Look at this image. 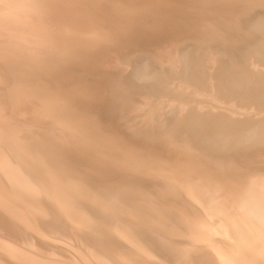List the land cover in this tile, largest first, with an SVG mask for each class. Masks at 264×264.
<instances>
[{
    "label": "bare ground",
    "instance_id": "bare-ground-1",
    "mask_svg": "<svg viewBox=\"0 0 264 264\" xmlns=\"http://www.w3.org/2000/svg\"><path fill=\"white\" fill-rule=\"evenodd\" d=\"M255 63L264 0H0V264H264V117L149 103Z\"/></svg>",
    "mask_w": 264,
    "mask_h": 264
},
{
    "label": "rangeland",
    "instance_id": "rangeland-1",
    "mask_svg": "<svg viewBox=\"0 0 264 264\" xmlns=\"http://www.w3.org/2000/svg\"><path fill=\"white\" fill-rule=\"evenodd\" d=\"M256 65H257V67H259V68H257L256 67ZM255 67L259 70V69H264V66L263 65H259L258 66V64H256L255 63V65L253 66V68L255 69ZM261 67V68H260ZM257 69H255V70H257ZM257 70V71H258ZM180 84H183V79H176V80H171V101L169 100V97H170V95L167 93V94H165V98L164 99H162V100H159V99H156V97H150V102L149 103H153V100H156V101H167L168 102V100H169V102L167 103H165V110L163 109L164 107H162V106H164V105H162L161 107H158L157 106V104H155L156 106H154L153 107V113L154 114H156V115H159V114H161V113H165L166 112V110L168 111V110H174L175 108H178L179 106H180V104H177V103H182L183 101H190V103H191V107H197V106H199L198 108H197V111H201L202 113H206V112H208L209 110H212V111H214V112H217V114H223L224 112L226 113H229V114H231V115H233L235 118H241V119H245V118H248L249 116H250V118H260V119H263L262 117H264V113H260V111L261 110H259L260 108H259V106H253V105H250L249 103H248V101L250 100V98H249V96H245V100H246V102L244 103V105H243V109L241 108V106L239 107L238 105L236 106V102L235 101H233V102H231V103H233L232 104V106L230 105L231 103H230V101L231 100H224V99H220V101H219V98H217L215 95H214V91L212 90V89H207V88H205L204 86H202V87H200L199 88V86H197V84L195 85V91L198 93V95H196V96H189V97H187V98H181V97H178V96H176V94L174 93V89L175 88H177V86H179ZM184 84H186L185 82H184ZM188 85L191 87L192 85H191V83L188 81ZM189 88V87H188ZM165 91V90H164ZM150 93V92H149ZM146 96V94L144 95V97ZM214 98H215V100H214ZM214 100V101H213ZM218 100V101H217ZM226 101H227V103H226ZM228 101H229V103H228ZM211 102H213L212 104H211ZM217 102V104H214V103H216ZM151 103V104H152ZM189 103V104H190ZM194 105H193V104ZM203 103V104H202ZM205 103V104H204ZM207 103V104H206ZM225 103V104H224ZM167 104H171L172 106L173 105H175L176 104V106H174V109H173V107L172 106H169V105H167ZM234 104H235V106H234ZM238 104V103H237ZM167 105V106H166ZM205 105H207V106H205ZM222 105V106H221ZM189 106V105H188ZM190 106L189 107H185L186 108V111L184 112V113H188V111L191 109L190 108ZM201 106H202V108H203V110H202V108H201ZM212 106V107H211ZM244 106H246V107H244ZM170 107H172V108H170ZM204 107H205V109H204ZM222 107V108H221ZM168 108H170V109H168ZM190 108V109H189ZM218 108H219V111H218ZM225 108V109H224ZM232 108V109H231ZM236 108V109H235ZM240 108V109H242V112H241V114H238L237 112H239L240 113V111L241 110H239L238 111V109ZM208 109V110H207ZM196 110V109H195ZM230 110V111H229ZM233 110V111H232ZM244 110V111H243ZM249 110V111H248ZM184 111V110H183ZM246 111V112H245ZM258 111V112H257ZM247 112H249V114L247 113ZM251 112V113H250ZM235 113V114H234ZM247 113V114H246ZM253 113V114H252ZM258 113V114H257ZM243 114L245 115V116H243ZM239 115V116H238ZM241 115V116H240ZM252 115V116H251ZM253 115H254V117H253ZM247 116V117H246ZM256 116V117H255ZM262 116V117H261ZM257 118V119H258ZM252 128V126H249L248 128L247 127H245V128H237L238 130H241V131H247V130H249V129H251ZM229 137H231V136H229ZM239 136H236V135H234V137H231V138H229L228 140H231V143H235L239 138H238ZM64 245H65V243H63ZM75 262V261H74Z\"/></svg>",
    "mask_w": 264,
    "mask_h": 264
}]
</instances>
